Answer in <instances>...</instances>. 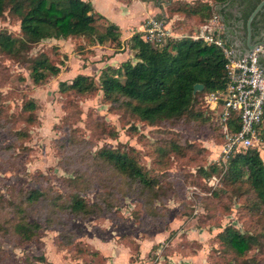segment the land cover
I'll list each match as a JSON object with an SVG mask.
<instances>
[{"label": "rangeland", "instance_id": "1", "mask_svg": "<svg viewBox=\"0 0 264 264\" xmlns=\"http://www.w3.org/2000/svg\"><path fill=\"white\" fill-rule=\"evenodd\" d=\"M181 16L171 21L172 29L181 35H169L164 41L191 36L203 23L219 24L214 13L203 20ZM105 23L99 19L97 29H104ZM1 28L18 35L19 20L5 12L0 16ZM77 44L76 38H46L31 44L28 55L48 50L57 61L65 54L61 71L39 83L29 76L28 60L0 51V222L5 223L11 213L10 192L17 195L22 188L32 187L47 191L46 201L41 202L45 211L28 215L41 224L37 238L20 244L13 233L0 226V264H105L101 252H93V244L109 248L111 240L129 248L132 264H264V216L255 213L239 197L238 189L224 180L227 161L233 154L224 160V134L214 119L216 109L205 105L204 93L196 103L197 109H204V117L187 114L151 124L113 108L99 89L86 94L61 91L59 81H70L78 72H89L98 80L102 60L117 65L133 57L129 41H124L120 56L109 60L108 52L99 49L96 55L95 48L79 51ZM52 45L58 51L49 50ZM26 98L37 103L33 122H28L27 112L21 110ZM19 129L27 130L28 135L20 137L16 133ZM170 142L178 143L180 150L171 148ZM256 145L264 161V142ZM104 146L132 147L138 162L158 179L157 191H141L119 177L109 186L113 187L109 212L83 218L54 210L48 201L50 195L67 193L75 185L68 181L73 172L91 173L98 183L97 171L105 169L93 156ZM212 163L221 171L208 174L200 170ZM95 186L84 193L88 200L94 199ZM228 223L257 236L243 254L235 255L215 236ZM145 239L152 240L153 245L136 260ZM118 248L115 264H125L124 247Z\"/></svg>", "mask_w": 264, "mask_h": 264}, {"label": "trees", "instance_id": "2", "mask_svg": "<svg viewBox=\"0 0 264 264\" xmlns=\"http://www.w3.org/2000/svg\"><path fill=\"white\" fill-rule=\"evenodd\" d=\"M227 1L212 0L211 3L208 0H170L168 10L170 13L179 12L203 20L217 13L215 5ZM5 12L19 20V34L1 28L0 51L18 60H28L29 76L35 83L57 75L65 54L57 61L51 58L48 50L28 55L32 43L46 38H76V49L79 51L91 50V46L106 42L115 49L122 46L118 24L107 21L104 29H97L96 22L104 16L93 8L90 0H0V16ZM155 16L162 17V13ZM141 34V31H134L129 37V47L133 49L135 60L127 58L116 66L106 65L98 80L92 74L78 72L70 81H59V89L80 94L99 89L103 99L113 108L126 111L151 124L178 119L187 114H194L197 118L204 117V109L196 108L197 97L200 93L222 88L226 82L225 57L220 47L190 35L172 37L164 42H151L143 39ZM49 50L53 53L58 51L55 45ZM196 82L202 83L203 88L193 93ZM205 105L208 106L207 103ZM36 107L37 103L32 98H26L23 102L21 110L27 112L28 122L35 120ZM2 112L3 108L0 106V116ZM218 127L222 131V127ZM236 128L238 123L234 121L231 129ZM256 128L259 140L264 142V114ZM16 133L20 137L28 135V131L22 129L16 130ZM170 146L180 150V145L176 142H170ZM93 159L105 169L104 172L96 170L99 173L98 183H94L95 176L91 173L73 172V177H68V181L75 185L67 193L50 195L48 201L54 210H66L83 218L109 212L113 207V187L109 186L119 177L141 191H157L158 179L138 162L132 147H99ZM61 163H64L63 160ZM200 170L209 174L221 171V168L212 163L208 168ZM224 180L238 189L239 197L255 213L264 216V161L258 145H250L230 156L224 170ZM93 184H96L95 197L88 200L84 193ZM22 189L17 195L9 193L11 213L6 216L5 223L0 222L3 230L13 233L20 244L38 237L41 224L37 219H29L28 215L39 209L45 211L41 202H45L47 198V191L42 187ZM66 234L63 233L62 238ZM215 236L219 243L235 255L243 254L257 239L255 234L241 232L231 223L217 231ZM69 239L70 237L65 242ZM65 242L59 241L64 246ZM93 252L99 251L94 249ZM133 260L131 254L130 261ZM163 264L170 263L165 261Z\"/></svg>", "mask_w": 264, "mask_h": 264}, {"label": "built area", "instance_id": "3", "mask_svg": "<svg viewBox=\"0 0 264 264\" xmlns=\"http://www.w3.org/2000/svg\"><path fill=\"white\" fill-rule=\"evenodd\" d=\"M214 16L219 22L218 16ZM217 26L200 24L191 36L220 47L225 57V85L204 94L208 107L216 109L215 122L222 127L221 151L225 160L230 154L260 142L256 126L264 114V68L257 67L256 56L263 51V46L242 53L241 60L237 61L232 57L226 39L215 33ZM169 35L172 34L162 17H150L143 23L141 36L147 41L162 42ZM234 121L238 128L231 129Z\"/></svg>", "mask_w": 264, "mask_h": 264}, {"label": "crops", "instance_id": "4", "mask_svg": "<svg viewBox=\"0 0 264 264\" xmlns=\"http://www.w3.org/2000/svg\"><path fill=\"white\" fill-rule=\"evenodd\" d=\"M90 1L93 4V8L97 12L103 14L104 18L102 19H104L106 22L112 21L118 24L121 30L120 33L122 35L121 37L122 46L115 49L114 47L109 45L108 42L103 43V44H95L91 46V48H95L96 55L98 54L99 49H101L103 52H108L110 57L107 58V60L114 59L120 56L123 48L125 49V46H126L124 44V41H130L129 37L134 31L142 32L143 23L150 17H158V16H155L158 13H162V18L166 22V25L170 29V32L173 36H177L180 34L179 32H176L172 29L171 21L176 20V19L178 20L182 18L183 16H181L179 12H172L171 14L172 17H169L170 12L168 10V4L170 0H90ZM187 1H193V0H187ZM208 1L212 3V0H208ZM214 15H217V13H214ZM218 19H219V24L217 26L216 31L219 35L224 37L223 30H222V20L220 17ZM262 46H263V51H264V45ZM128 48H130L129 44H128ZM111 50H114V51L121 50V51H118V52L113 51V53L110 54ZM130 50L132 51V56H133V49L130 48ZM131 59L135 60L134 57H132ZM123 60H120V62ZM97 62L99 66V61ZM100 62L103 64H101L100 68L98 69L99 74L102 68L105 67L106 65L116 66L112 62L105 63V61L103 60ZM83 73L91 74L89 72H83ZM119 245L124 247L123 255L125 257V264H132L129 262V259H130V252L128 250L129 248L126 247L125 245L119 244L118 242L115 243L112 240L111 242L109 241V248H105L103 246H100L99 244H93L95 249L99 250L101 254L103 255L105 264H115L117 262V257H118V254L120 253L119 248H118ZM152 245H153L152 240L150 241L148 239H145L144 241H142V243L140 244L141 246L140 253L136 257V260H141V258H143L145 254H147L148 249Z\"/></svg>", "mask_w": 264, "mask_h": 264}, {"label": "water", "instance_id": "5", "mask_svg": "<svg viewBox=\"0 0 264 264\" xmlns=\"http://www.w3.org/2000/svg\"><path fill=\"white\" fill-rule=\"evenodd\" d=\"M214 8L222 20L223 35L235 60H241L242 52L249 53L264 45V0H228ZM256 65L264 68V51L257 54ZM202 88L203 84L196 82L193 93Z\"/></svg>", "mask_w": 264, "mask_h": 264}, {"label": "flooded vegetation", "instance_id": "6", "mask_svg": "<svg viewBox=\"0 0 264 264\" xmlns=\"http://www.w3.org/2000/svg\"><path fill=\"white\" fill-rule=\"evenodd\" d=\"M217 16H219L218 14H217ZM219 18V17H218Z\"/></svg>", "mask_w": 264, "mask_h": 264}]
</instances>
